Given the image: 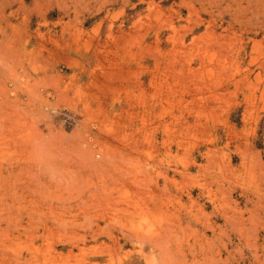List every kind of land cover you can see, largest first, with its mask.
I'll return each instance as SVG.
<instances>
[{
	"label": "rangeland",
	"instance_id": "rangeland-1",
	"mask_svg": "<svg viewBox=\"0 0 264 264\" xmlns=\"http://www.w3.org/2000/svg\"><path fill=\"white\" fill-rule=\"evenodd\" d=\"M0 264H264V0H0Z\"/></svg>",
	"mask_w": 264,
	"mask_h": 264
},
{
	"label": "built area",
	"instance_id": "built-area-1",
	"mask_svg": "<svg viewBox=\"0 0 264 264\" xmlns=\"http://www.w3.org/2000/svg\"><path fill=\"white\" fill-rule=\"evenodd\" d=\"M68 117L71 119L72 118V116L71 115H68Z\"/></svg>",
	"mask_w": 264,
	"mask_h": 264
}]
</instances>
